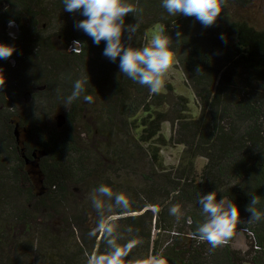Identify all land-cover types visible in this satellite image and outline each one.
Returning a JSON list of instances; mask_svg holds the SVG:
<instances>
[{
  "label": "trees",
  "instance_id": "16d2710c",
  "mask_svg": "<svg viewBox=\"0 0 264 264\" xmlns=\"http://www.w3.org/2000/svg\"><path fill=\"white\" fill-rule=\"evenodd\" d=\"M253 1L228 0L205 27L195 17L170 16L162 0H129L143 11L139 31L131 41L125 31L124 42L140 47L157 29L172 38L197 97L194 113L187 96L152 94L120 75L119 60L103 55L105 42L96 45L75 27L86 17L65 11L62 0H0V43L16 49L0 59V264H87L103 252L102 237L87 235L99 219L90 193L101 184L129 198L128 210L104 215L117 221L119 243L134 242L128 259L138 264H264V220L242 223L215 249L194 238L204 219L200 194L229 197L246 221L251 193L264 212V24L239 14ZM125 23L138 19L130 13ZM77 40L82 44L72 50ZM82 74L89 75L84 94L100 106L92 111L97 124L79 131L91 106L81 97L67 108L64 99ZM17 123L26 128L23 145ZM99 134L109 137L103 148ZM169 142L182 148L170 167L161 154ZM40 150L42 193L27 169ZM173 205L183 213L179 220L169 214Z\"/></svg>",
  "mask_w": 264,
  "mask_h": 264
},
{
  "label": "clouds",
  "instance_id": "9594fccd",
  "mask_svg": "<svg viewBox=\"0 0 264 264\" xmlns=\"http://www.w3.org/2000/svg\"><path fill=\"white\" fill-rule=\"evenodd\" d=\"M62 2L65 11H80L81 15L86 17L77 21L75 27L91 37L94 44L105 42L103 55L112 62L119 60L120 75L147 87L152 94L161 91L165 82L164 77L174 63L179 62L176 50L172 47V38L161 30L153 33L148 42L140 47L130 46L123 40L125 31L128 32L129 41L139 31V13L143 11L142 8L130 3L129 0H62ZM161 6L170 16L195 17L203 26L210 27L227 8L228 0H162ZM130 13L137 17L138 23L126 25L125 18ZM9 25L14 26V21H9ZM81 44L78 40L74 41L72 50H78ZM15 51L14 46L0 43V59L10 58ZM88 76L82 74L73 82L71 93L64 99V106L69 108L81 97L85 102L93 101L91 95L84 94ZM4 83L5 78L0 74V85ZM57 91L59 92V89ZM219 192H223V189ZM250 196L251 202L246 209L250 213V218L242 221L238 206L229 197L224 195L218 199L216 191L206 195L200 194L197 202L204 219L197 225L194 238L198 242H207L215 249L227 244L242 223L251 225L264 220V212L257 210L260 197L251 193ZM89 198L99 219L87 235L89 238L102 237L106 247L103 252L90 254L87 264H138L137 261L128 259L134 242L119 243L121 237L115 227L118 226L117 221L108 220L104 215V212L111 214L117 210L121 212L128 210L129 198L123 193L114 192L111 187L104 184L95 188ZM169 214L177 220L183 215L177 205L169 208Z\"/></svg>",
  "mask_w": 264,
  "mask_h": 264
},
{
  "label": "rangeland",
  "instance_id": "374dc122",
  "mask_svg": "<svg viewBox=\"0 0 264 264\" xmlns=\"http://www.w3.org/2000/svg\"><path fill=\"white\" fill-rule=\"evenodd\" d=\"M239 14H242L243 16L248 17L249 20L253 22L254 24H257V25L264 24V0H254L251 5H249L245 9L240 10ZM12 30L14 31V32L11 31L12 35H16L15 31H17L18 33V28H16L15 24ZM155 32H158V29L154 30L152 34ZM164 81H165L164 86L161 89L162 92L168 93L170 91L171 93L182 94V95L187 96L190 101L189 106L191 107V111L194 113H197L199 111L197 97L195 96L193 90L190 88L189 84L187 83V80L183 72L180 70L178 63H174V66L170 69L168 74L164 77ZM170 87L174 88L173 91L170 90ZM87 104H90V106L93 108L91 107L85 108L86 109L85 113H87L86 116H82V117L80 116L79 122L76 125L79 131L85 128L84 124H88V125L90 124L94 126L97 124V121H91L95 119V115L92 111L96 110L100 106V103L98 100L93 99L91 103L87 102ZM170 107H171L170 105L166 106V109H169ZM171 131H172V122L171 121L165 122L164 127H163V133L166 139L168 140H170L171 138V135H172ZM19 139H20L21 145H23L24 140H25V134H24L23 129H21L20 131ZM108 139L109 137L99 134L97 135L95 142L101 148H103L102 144L108 141ZM90 142L92 141L90 140ZM171 143L172 142H169L167 146H163V148H161V154H162L164 163L169 167L172 165L178 164L181 158V150H182V148L180 146H176L174 142L172 144ZM27 169L34 170L36 169V167L32 163H28ZM34 176H35L37 190L40 192L42 189L41 176L38 173H36ZM135 182L138 183V181H135ZM90 223H92V226H95L93 222H90ZM239 239L237 242H238V245L241 246L243 244V241L241 240V238ZM150 264H171V263L166 260H163L160 262L153 258L151 259Z\"/></svg>",
  "mask_w": 264,
  "mask_h": 264
},
{
  "label": "water",
  "instance_id": "95a60500",
  "mask_svg": "<svg viewBox=\"0 0 264 264\" xmlns=\"http://www.w3.org/2000/svg\"><path fill=\"white\" fill-rule=\"evenodd\" d=\"M12 32H14L13 30H12ZM15 33L17 34V31H15ZM19 123H17L16 124V127H17V130H16V133H17V135H18V138H19V134H20V131H21V129H19ZM24 130H26V128H24L23 129V131ZM25 150V149H24ZM39 156H37L36 157V155H37V153L36 152H33V156H34V158H32V159H29V158H27V162L28 163H32V164H34L35 165V167H36V169H32L31 171V173L33 174V175H35L36 173H38L39 175H40V172H39V170L37 169V167L39 166L38 164H39V160L41 159V157L42 156H44L45 154H46V152L45 151H43V150H40L39 151ZM26 156V155H25ZM42 177H41V184H42ZM41 191H43V187H42V189H41ZM39 192V193H42V192Z\"/></svg>",
  "mask_w": 264,
  "mask_h": 264
}]
</instances>
